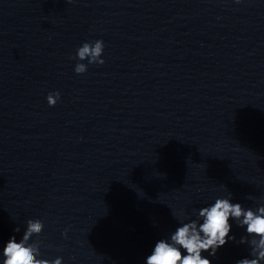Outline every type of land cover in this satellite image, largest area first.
<instances>
[{
    "label": "clouds",
    "instance_id": "9594fccd",
    "mask_svg": "<svg viewBox=\"0 0 264 264\" xmlns=\"http://www.w3.org/2000/svg\"><path fill=\"white\" fill-rule=\"evenodd\" d=\"M103 51L102 40L85 42L78 48L76 57L79 61L87 60L89 64L102 65L105 63L101 59ZM74 71L83 74L87 71V65L77 63ZM59 97L58 92L50 93L47 96L48 105L55 106ZM232 220L238 222L239 227H246V233L252 237L250 241L242 237L239 243L250 244V255L253 258L240 259L236 264L264 262V204L255 210L245 209L241 203H233L230 198H217L213 204L199 210L197 220L183 223L175 229L170 238L158 240L151 254L146 257L145 264H212L202 253L208 252L210 256H215L217 250L229 239L235 240V236L229 235ZM43 228L44 224L40 220H28L20 241L17 242L16 238L12 237L3 247L2 264H62L61 257L52 261L38 259L40 255L38 244L29 243L30 238L34 234H40ZM15 231L19 232V228Z\"/></svg>",
    "mask_w": 264,
    "mask_h": 264
}]
</instances>
